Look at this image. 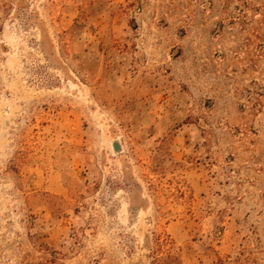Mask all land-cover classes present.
Listing matches in <instances>:
<instances>
[{
	"label": "rangeland",
	"instance_id": "1",
	"mask_svg": "<svg viewBox=\"0 0 264 264\" xmlns=\"http://www.w3.org/2000/svg\"><path fill=\"white\" fill-rule=\"evenodd\" d=\"M0 264H264V0H0Z\"/></svg>",
	"mask_w": 264,
	"mask_h": 264
},
{
	"label": "water",
	"instance_id": "2",
	"mask_svg": "<svg viewBox=\"0 0 264 264\" xmlns=\"http://www.w3.org/2000/svg\"><path fill=\"white\" fill-rule=\"evenodd\" d=\"M113 148H114L115 151H120L121 150L120 143L117 140H115L113 142Z\"/></svg>",
	"mask_w": 264,
	"mask_h": 264
}]
</instances>
